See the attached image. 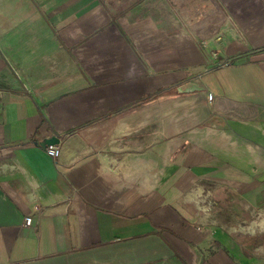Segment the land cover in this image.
<instances>
[{"label": "crops", "instance_id": "0c3cea01", "mask_svg": "<svg viewBox=\"0 0 264 264\" xmlns=\"http://www.w3.org/2000/svg\"><path fill=\"white\" fill-rule=\"evenodd\" d=\"M15 263L264 264V0H0Z\"/></svg>", "mask_w": 264, "mask_h": 264}, {"label": "built area", "instance_id": "2783aa9c", "mask_svg": "<svg viewBox=\"0 0 264 264\" xmlns=\"http://www.w3.org/2000/svg\"><path fill=\"white\" fill-rule=\"evenodd\" d=\"M207 98L211 99L212 98V94L210 92L207 93ZM47 153L49 155H51L53 158H57L59 156L60 153V147L57 144H48L45 147ZM33 221V215H27L24 219V223L26 225H30ZM16 264V263H15Z\"/></svg>", "mask_w": 264, "mask_h": 264}, {"label": "water", "instance_id": "95a60500", "mask_svg": "<svg viewBox=\"0 0 264 264\" xmlns=\"http://www.w3.org/2000/svg\"><path fill=\"white\" fill-rule=\"evenodd\" d=\"M59 141L58 137L56 136H50L47 138L42 139V141L40 142V144L42 146H47L48 144H55Z\"/></svg>", "mask_w": 264, "mask_h": 264}, {"label": "bare ground", "instance_id": "6f19581e", "mask_svg": "<svg viewBox=\"0 0 264 264\" xmlns=\"http://www.w3.org/2000/svg\"><path fill=\"white\" fill-rule=\"evenodd\" d=\"M113 171V170H112Z\"/></svg>", "mask_w": 264, "mask_h": 264}]
</instances>
